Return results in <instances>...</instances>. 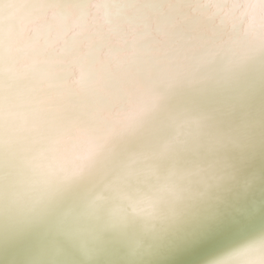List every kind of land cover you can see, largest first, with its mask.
Here are the masks:
<instances>
[{
  "label": "clouds",
  "instance_id": "9594fccd",
  "mask_svg": "<svg viewBox=\"0 0 264 264\" xmlns=\"http://www.w3.org/2000/svg\"><path fill=\"white\" fill-rule=\"evenodd\" d=\"M0 264H264V0H0Z\"/></svg>",
  "mask_w": 264,
  "mask_h": 264
}]
</instances>
